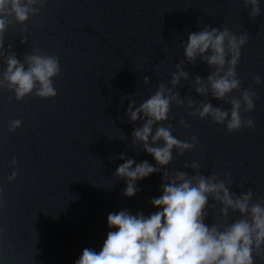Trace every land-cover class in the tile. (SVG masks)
Returning <instances> with one entry per match:
<instances>
[{"label":"water","instance_id":"water-1","mask_svg":"<svg viewBox=\"0 0 264 264\" xmlns=\"http://www.w3.org/2000/svg\"><path fill=\"white\" fill-rule=\"evenodd\" d=\"M260 8L261 15L250 18L243 0H45L23 26L24 37L13 23L4 34L5 51L10 47L22 60L39 48L59 57L61 71L53 81L54 99L16 101L0 89V188L6 200L0 209V264H74L83 248L99 250L109 212L155 210L150 200L160 195L163 169L139 181L140 191L131 198L123 195L125 182L113 176L122 152L155 164L131 146L137 125L125 112L129 99L139 103L160 83L168 85L176 63L184 60L181 42L204 25L249 33L236 71L240 90L251 86L257 93L254 111L242 114L254 118L255 130L228 133L210 119L192 117L187 105L173 103L167 121L172 134L181 140L195 135L199 143L191 152L173 153L168 170L191 175L183 166L196 161L204 175L215 172L223 179L230 173L237 195L251 190L253 200L264 198V0ZM183 67L190 75L177 88L182 99L230 108L191 88L197 75H208L206 65ZM256 75L260 85L253 83ZM181 118L190 127L181 126ZM13 119L22 126L9 132ZM13 170L17 176L9 183ZM214 207L208 223L219 220L220 205ZM237 216L229 212L228 223Z\"/></svg>","mask_w":264,"mask_h":264},{"label":"clouds","instance_id":"clouds-1","mask_svg":"<svg viewBox=\"0 0 264 264\" xmlns=\"http://www.w3.org/2000/svg\"><path fill=\"white\" fill-rule=\"evenodd\" d=\"M45 0H0V89L10 91L16 101L34 96L39 99H54L57 90L53 83L60 74L59 57L33 48L31 54L18 59L9 49L5 51L4 34L15 23L21 26V36L27 31L23 27L30 17L39 14ZM250 9V18L261 15L260 0H243ZM21 44L25 43L24 38ZM249 42V33L236 34L228 27L204 25L189 32L180 47L184 60L176 63L168 85L160 83L147 98L137 103L129 99L125 115L128 122L137 125L131 132V146L151 156L155 164L147 159L137 161L126 153H120L122 161L113 173L117 181L123 180V195L131 198L140 191L138 182L161 172L160 195L151 198L153 212L145 215L125 208L109 212L106 218L108 231L99 250L85 247L74 264H264V198L253 200L248 190L237 195L231 190L232 178L228 172L220 175L213 172L202 174L196 161L185 163L187 171L169 172L173 153L177 156L191 152L199 143L197 136L181 140L174 136L167 123L172 104L187 105L190 115L201 120L210 119L223 126L228 133L242 127L255 130L252 117L242 114L255 109V90L249 86L241 89L237 75L241 51ZM184 62H197L209 69L206 77L197 75L190 82L195 93L202 97L223 101L230 105L224 109L213 106L210 101L196 104L189 98H181L177 91L181 81L188 82L190 73L184 70ZM139 65H137L138 67ZM143 83H149L145 76ZM255 85L261 77L253 78ZM240 90L239 96H233ZM123 100V97L121 98ZM180 125L188 128L183 118ZM22 126V120L13 119L9 132ZM13 169L16 160L11 161ZM17 172L8 177L11 183ZM213 204L210 205L209 201ZM219 204V220L208 223L209 211H216ZM6 207L3 189L0 188V209ZM229 212L238 216L228 223Z\"/></svg>","mask_w":264,"mask_h":264}]
</instances>
